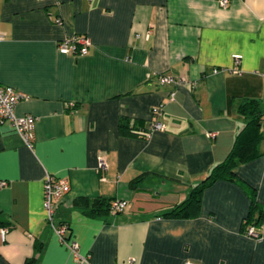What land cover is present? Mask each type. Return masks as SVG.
<instances>
[{
  "label": "crops",
  "instance_id": "crops-1",
  "mask_svg": "<svg viewBox=\"0 0 264 264\" xmlns=\"http://www.w3.org/2000/svg\"><path fill=\"white\" fill-rule=\"evenodd\" d=\"M0 34V85L37 118L32 147L0 124V264H86L48 221L49 174L71 190L53 224L90 264H264V222L260 240L242 229L264 212V0H0ZM82 34L88 54L58 51ZM248 99L263 114L261 139L243 137L258 154L206 186L195 216H164L227 156ZM101 197L129 206L89 216L75 202Z\"/></svg>",
  "mask_w": 264,
  "mask_h": 264
},
{
  "label": "built area",
  "instance_id": "built-area-1",
  "mask_svg": "<svg viewBox=\"0 0 264 264\" xmlns=\"http://www.w3.org/2000/svg\"><path fill=\"white\" fill-rule=\"evenodd\" d=\"M53 1V0H44ZM219 6L225 7L228 5L229 0H218ZM2 38L0 34V39ZM90 45V39L85 35H74L71 38H64L58 43V51L67 55L83 56L89 53L88 46ZM242 58L239 54H234L233 59L236 63H239ZM218 70H215V72ZM163 83H176L171 77L163 76L161 78ZM174 94L171 92V99H174ZM26 98L25 94L15 90L12 87H4L0 85V124L8 127L12 132H15L21 136L25 143L32 147L35 139V129L37 124V118L32 115L18 116L16 114V108L18 104ZM156 114L159 112L155 110ZM151 131L164 129L163 125L156 120L151 123ZM99 170H105V160L103 156L99 157L98 160ZM7 182H2L0 186H6ZM70 184L65 179H60L54 175H47L45 180V208L47 210L48 221L52 224V228L60 238L61 242L69 249L72 253L75 261H82L86 264H90L88 256L81 255L78 251L77 242L69 240L66 237V233L69 227L66 224H60L59 226L54 225V212L56 205L64 200V198L70 193ZM129 206V201L124 199H113L110 212L111 215H116L123 212ZM247 235L255 240H260L262 235L254 229V227L247 228ZM8 234L7 229H2L1 238L3 242L6 241ZM184 264H196L190 261H186ZM199 264V263H197Z\"/></svg>",
  "mask_w": 264,
  "mask_h": 264
},
{
  "label": "trees",
  "instance_id": "trees-1",
  "mask_svg": "<svg viewBox=\"0 0 264 264\" xmlns=\"http://www.w3.org/2000/svg\"><path fill=\"white\" fill-rule=\"evenodd\" d=\"M244 101L245 102L239 108V112L246 117L247 123L244 129H242V131L238 134V138L235 141L232 149L228 152L227 156L223 159L222 162L216 164V166L211 170L210 174L205 177V179L193 186L186 200L172 204L170 210L165 212L164 216L174 215L180 218L195 216L199 209L198 205L201 199L200 195L206 186L215 182L217 179L232 178L235 175L234 170L240 162L258 154V149L251 146V141L249 140V143H247L245 142L243 137L245 134L250 133L253 137L251 139H257L258 141L261 139L260 135L262 134V132H260L259 129L263 114L262 112H260L258 101L254 99H248ZM129 129L130 127L128 126L127 122L123 121L121 123L120 130L126 133H130ZM150 132L151 129L148 130V133L146 135H149ZM144 177L145 174H139L130 182L129 186L133 189L134 192L139 189L138 184ZM113 199L107 200L101 197L92 200V202L90 201V204L87 199L78 198V200H75V202L77 205L83 204V206H90V208L85 211L87 215L100 216L102 214H111L110 206ZM252 207H254V209H259V205H257V203L255 202L254 195L252 197ZM251 212L253 211L251 210ZM251 212L244 219L242 229L245 233H247V228L251 226L261 234V230L259 229L260 226L257 225H261L264 222V212L260 210L256 217H254V215L252 216Z\"/></svg>",
  "mask_w": 264,
  "mask_h": 264
}]
</instances>
